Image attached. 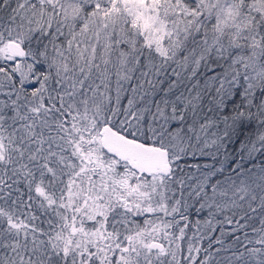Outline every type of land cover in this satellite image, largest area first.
Masks as SVG:
<instances>
[{
    "label": "snow or ice",
    "instance_id": "obj_1",
    "mask_svg": "<svg viewBox=\"0 0 264 264\" xmlns=\"http://www.w3.org/2000/svg\"><path fill=\"white\" fill-rule=\"evenodd\" d=\"M0 264H264V0H0Z\"/></svg>",
    "mask_w": 264,
    "mask_h": 264
}]
</instances>
